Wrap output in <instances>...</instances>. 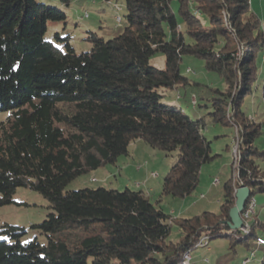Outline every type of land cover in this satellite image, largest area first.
Instances as JSON below:
<instances>
[{
  "label": "trees",
  "instance_id": "16d2710c",
  "mask_svg": "<svg viewBox=\"0 0 264 264\" xmlns=\"http://www.w3.org/2000/svg\"><path fill=\"white\" fill-rule=\"evenodd\" d=\"M71 2L0 0V110L9 111L0 122V206L26 187L52 209L33 225L44 243L24 240L22 226L0 225V264H87L89 258L91 264H176L202 235L247 246L264 224L247 222L245 233L226 221L238 186L250 191L243 211L255 192H264V167L257 163L264 151L254 145L264 120L242 108L258 89L264 97V27L250 0H124L123 31L109 39L92 33L91 48L82 52L69 35L49 32L51 23L67 22ZM157 52L165 56L163 69L149 63ZM184 55L203 59L221 76L225 88L211 99L212 121L239 132L233 139L239 169L224 183L219 212L175 218L144 190L128 186L65 190L77 176L115 164L141 139L167 154L177 151L161 195L192 193L215 155L204 118L166 100L168 89L189 83L180 71ZM173 224L176 241L169 240Z\"/></svg>",
  "mask_w": 264,
  "mask_h": 264
},
{
  "label": "rangeland",
  "instance_id": "374dc122",
  "mask_svg": "<svg viewBox=\"0 0 264 264\" xmlns=\"http://www.w3.org/2000/svg\"><path fill=\"white\" fill-rule=\"evenodd\" d=\"M250 2L252 10L258 14L264 27V0H250ZM71 6V12H69L71 16L67 22L51 23L49 32L51 34L59 32L63 36L69 35V42L77 52L88 51L91 48L92 44L88 37L92 33L109 39L120 34L126 24L124 0H72ZM172 8L177 14L178 3L176 1L172 2ZM85 11L89 13V16L82 19ZM177 17L179 19L178 14ZM165 32L166 38H169V30L166 26ZM149 63L163 69L165 67L164 54L155 53L150 57ZM180 71L188 77L189 83L168 89L166 100L181 107L192 118H204L203 134L211 141V151L215 155L212 160L202 166L199 182L192 193L184 197L161 195L163 177L175 162L177 151L173 150L167 154L147 144L146 146L141 139L136 140L142 143L144 148L138 147L135 149L136 153L133 151L135 142L132 141L133 143L129 146V150L133 152L131 157L138 155L140 159L134 161L130 157L121 155L115 164H107L72 179L65 186V190H76L86 186H104L123 190L128 186L131 189L146 191L147 187L143 183L149 178L148 186L152 188L149 198L152 202L159 201L160 207L166 214L175 218H189L203 211L219 212L224 183L234 175L232 162L236 128L231 123L212 121L210 103L213 97L219 96L215 89L223 90L225 83L218 73L205 68L203 59L191 55L183 56ZM242 108L255 120L263 121L264 97L261 89L247 95ZM8 115L9 111L0 110V122ZM232 121L235 123V120L232 119ZM237 126L240 130L239 123ZM254 145L259 151H264V127ZM257 163L264 167V156L257 157ZM104 167H107V176H109L105 179H103L106 176L103 174ZM138 167L141 169L137 170ZM115 169L116 176H110L109 171L113 172ZM156 173L157 176H155ZM92 176H96L97 180L92 181ZM253 197L256 200L254 214L247 221L251 223L254 219H258L264 224V192L257 191ZM51 211L49 201L42 194L26 187H17L12 195V201L0 206V225L9 223L22 226L27 231L24 240L36 237L44 243L45 236L33 225L40 223ZM222 231L228 232L229 229ZM253 234L254 237L249 238L247 246L229 237L211 238L209 240L210 250L204 247L194 249L189 264H244L243 260L246 258L249 259L246 264H261L264 243L260 240L264 238V227L256 226ZM179 236L178 228L173 224L169 240L176 241ZM236 237H244V233L238 232ZM200 238L209 239V236L202 235ZM205 258L208 262H205ZM87 264H91L90 258Z\"/></svg>",
  "mask_w": 264,
  "mask_h": 264
},
{
  "label": "water",
  "instance_id": "95a60500",
  "mask_svg": "<svg viewBox=\"0 0 264 264\" xmlns=\"http://www.w3.org/2000/svg\"><path fill=\"white\" fill-rule=\"evenodd\" d=\"M250 196V191L248 186L240 185L235 191V204L229 211V220L226 224L231 229H238L243 226V221L241 219L240 213L242 212L244 205Z\"/></svg>",
  "mask_w": 264,
  "mask_h": 264
},
{
  "label": "built area",
  "instance_id": "2783aa9c",
  "mask_svg": "<svg viewBox=\"0 0 264 264\" xmlns=\"http://www.w3.org/2000/svg\"><path fill=\"white\" fill-rule=\"evenodd\" d=\"M88 16H89V13L85 11V12L83 13V15H82V19H83V18H88ZM118 21H120V20H118ZM235 135H239V132H238V134H235ZM239 154H240V149H239L238 154L236 155L235 159H234L233 162H232V164L234 165V167H233V171H234V175H235V176L237 175V173H238V169H239V162H238V155H239ZM92 180H94V179H92ZM216 182H218V180H217ZM242 185H243V184H242ZM255 205H256V200H255V198L253 197V202H252V205H251L250 208H249V212H241V213H240L241 219H242V221H243L242 229H244V226H245L246 222H248L247 220L250 218V216L254 214ZM197 240H199V241H201L202 243H204V248H205L206 250H210V248H209V240H210V238H209V239H200V238L198 237ZM191 260H192V252H190V253L188 254V259H186L185 261H183L181 264H189ZM204 260H205V262H208V259H207V258H205ZM245 261H247V260L244 259V260H243V263H245Z\"/></svg>",
  "mask_w": 264,
  "mask_h": 264
},
{
  "label": "crops",
  "instance_id": "0c3cea01",
  "mask_svg": "<svg viewBox=\"0 0 264 264\" xmlns=\"http://www.w3.org/2000/svg\"><path fill=\"white\" fill-rule=\"evenodd\" d=\"M137 140H139V139H137ZM137 140H135V141H133V142H135V143H133V142H131L130 144H134L133 146H134V153H136V151H135V149H137L138 147H141V148H144L143 147V144L142 143H140L139 141H137ZM141 144V145H140ZM145 144V143H144ZM146 145V144H145ZM130 146V145H129ZM147 146V145H146ZM133 154V152H131L130 150H129V154L128 155H125V156H127V157H130L132 160H134L135 161V159H140L139 157H138V155H134L133 157H131L132 156V154ZM135 156H136V158H135ZM117 163V162H116ZM117 167V166H116ZM105 169H104V171H103V174H106V176L103 178V179H105V178H107V177H109V176H107V173H108V169H107V167H104ZM141 168L140 167H138L137 168V170H140ZM117 170H118V168H117ZM115 171H116V169L113 171V172H111V171H109V173H111L110 174V176L112 175V176H116L115 175ZM119 171V170H118ZM153 174V176H154V173H152ZM152 176V177H153ZM155 176H157V173L155 174ZM92 179H94V180H92ZM91 180L92 181H96L97 180V177L96 176H92L91 177ZM149 181H150V179L148 178L143 184H144V186L145 187H147V190L145 191V193L147 194V195H149L150 196V191H152V188L150 187V186H148L149 185ZM140 186V185H139ZM173 217V216H172Z\"/></svg>",
  "mask_w": 264,
  "mask_h": 264
},
{
  "label": "bare ground",
  "instance_id": "6f19581e",
  "mask_svg": "<svg viewBox=\"0 0 264 264\" xmlns=\"http://www.w3.org/2000/svg\"><path fill=\"white\" fill-rule=\"evenodd\" d=\"M118 20H120V19H118ZM237 142H238V139L236 140ZM237 145L238 144H235L234 146H233V155H235L236 154V149H238L237 148ZM252 202H253V198L252 199H250L248 202H247V207H246V209L243 211V212H249V208H250V206L252 205ZM245 206V205H244ZM248 228H249V226H248V224H247V222H246V224H245V226H244V229H242V227H240V228H238V229H240L241 231H243V232H247L248 231ZM201 239H207V238H201ZM194 247L195 248H200V247H204V243H202L201 241H197L195 244H194ZM190 253V251H187V252H185L183 255H182V258H181V260L178 262V263H176V264H181L183 261H185L186 259H188V254Z\"/></svg>",
  "mask_w": 264,
  "mask_h": 264
}]
</instances>
